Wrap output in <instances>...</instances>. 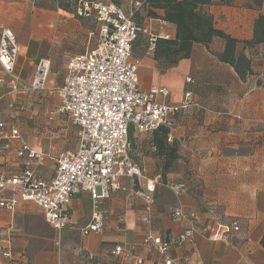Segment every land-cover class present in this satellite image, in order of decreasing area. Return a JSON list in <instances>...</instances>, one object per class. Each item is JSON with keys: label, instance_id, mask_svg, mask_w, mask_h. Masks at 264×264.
<instances>
[{"label": "crops", "instance_id": "obj_1", "mask_svg": "<svg viewBox=\"0 0 264 264\" xmlns=\"http://www.w3.org/2000/svg\"><path fill=\"white\" fill-rule=\"evenodd\" d=\"M214 1L218 3L204 8L213 16L214 27L238 41L252 40L255 22L264 14V0ZM116 3L128 12L132 8L131 0ZM156 15L149 17L142 6L134 16L138 25L149 31L141 32L133 44L132 58L141 62V88H167L171 104L181 103L191 91L200 106L176 118L173 141L167 143L177 146L176 159L158 155L156 133L130 128L132 158L144 170V178L122 181L135 190L155 182L153 225L141 219V200L116 192L102 206L105 228L97 235L83 236L92 211L91 196L81 192L71 203L67 229L58 233L46 223L38 205L18 197L15 214L0 211V230L11 232L14 243L13 258H0V264H117L116 246L125 247L134 256L124 264H137L135 258L142 257V264H155L160 256L146 251L143 240L151 232L165 240L176 239L184 228L172 217L179 207L195 213L199 228L209 230L206 235H196L192 243L172 247L169 253L174 264H264V43L245 51L253 74L245 80L218 59L226 47L219 38L213 39L209 48L195 44L189 58L172 64L156 54V48L150 50L151 35L164 40L177 36L176 27L163 20L164 11L157 10ZM76 18L62 8L39 10L32 0H0V33L10 28L19 39L16 73L22 80L21 90L15 93L0 68V122L6 125L0 130V177L23 170L25 159L17 152L24 144L43 154L36 168L44 180L54 177L60 154L77 149L79 129L68 114L57 112L68 63L88 50V38ZM96 37L90 48L96 45ZM243 47L239 43L238 51ZM41 60L51 65L46 90L30 91ZM167 165L169 171L163 179ZM39 220L53 232L56 245L58 235L63 241L61 259L48 245L32 250L34 242L26 225ZM232 221L241 222L242 232L224 240L222 226ZM83 253L94 261L82 260Z\"/></svg>", "mask_w": 264, "mask_h": 264}, {"label": "built area", "instance_id": "obj_2", "mask_svg": "<svg viewBox=\"0 0 264 264\" xmlns=\"http://www.w3.org/2000/svg\"><path fill=\"white\" fill-rule=\"evenodd\" d=\"M131 3L128 12L115 0H79L76 15L96 20L98 40L90 48L97 36L96 32H91L88 50L68 63L59 89L61 104L57 111L68 114L79 129L77 149L60 154L54 177L44 180L36 168L43 154L24 144L17 152L20 159H25L23 170L13 176L0 177V211L15 214L21 198L38 205L46 223L61 233L68 227L72 201L84 192L91 196L92 217L82 229V235H97L106 226L103 203L113 193L122 192L128 199L133 196L142 201L141 219L153 225L155 182H148L146 190L139 191L122 181L144 178V170L132 158L130 128L134 126L139 133H146L164 127L169 130L168 140L173 141L172 131L178 126L176 118L200 105L191 91L185 93L181 103L171 104L167 101L170 94L167 88L153 86L147 91L141 88V62L132 58L133 44L141 32L148 34L149 31L140 27L134 18L145 3L140 0H131ZM0 36V68L5 71L13 91L19 93L22 82L16 73L19 39L10 28H3ZM157 40V36L151 35L150 50L156 48ZM50 66L49 61L39 62L30 91L46 90ZM5 127V123L0 122V130ZM13 135L18 137L19 132L14 130ZM172 217L184 225L176 239L165 240L151 232L143 240L146 251L159 254L160 259L155 264H174L169 253L172 247H183L192 243L196 235L208 233L209 228H199L195 213H187L179 207ZM222 227V237L228 240L229 234L239 235L243 226L239 221H232ZM13 244L11 232L0 230V258L8 261L13 258ZM57 245H61V241ZM113 254L118 258L117 264L134 258L123 246H116ZM135 259L137 264L144 262L143 257Z\"/></svg>", "mask_w": 264, "mask_h": 264}, {"label": "trees", "instance_id": "obj_3", "mask_svg": "<svg viewBox=\"0 0 264 264\" xmlns=\"http://www.w3.org/2000/svg\"><path fill=\"white\" fill-rule=\"evenodd\" d=\"M67 1L71 3L69 5L74 7V14H76L79 0ZM219 1L221 3L232 4L231 0ZM144 3L149 17H157V10L164 11L163 20L176 27L177 36L175 39H158L156 42V54L162 55L165 57V60H169L172 64H177L181 59H187L191 56L195 44H201L209 48L213 39L219 38L224 41L226 47L224 52L218 55V59L224 63L230 64L234 68L235 73L238 74L239 78L242 80L253 75L251 70V59L248 58L245 51L254 48V46L258 44L264 43V14H260L255 22L253 39L241 42L232 38L225 32L217 30L214 27L213 16L204 11L205 7L217 4V1L145 0ZM61 8L68 11L69 6L67 9L65 5L61 4L59 9ZM239 43L244 45L242 51H238ZM152 133L158 135L156 136L157 139L154 146L158 155L165 156L169 154L171 159H176L177 146L175 144L167 145L169 130L160 127L153 130ZM168 171L169 165L165 166L163 169V179H165ZM138 190H146V187ZM262 243L264 246V239Z\"/></svg>", "mask_w": 264, "mask_h": 264}, {"label": "rangeland", "instance_id": "obj_4", "mask_svg": "<svg viewBox=\"0 0 264 264\" xmlns=\"http://www.w3.org/2000/svg\"><path fill=\"white\" fill-rule=\"evenodd\" d=\"M31 1V0H30ZM35 4V6L37 7V9L39 10H57L59 9V6H61V4L65 5V7L67 8L69 6L68 11H66L68 14L74 15V7H72L70 2L66 1H62V0H32ZM117 2H119V0H115ZM77 17V15H76ZM76 19L81 20V26H82V31L84 34V36H86V38H88V35L91 32H96L98 30V23L96 22L95 19H91V20H86L83 18H79L77 17ZM98 40V35L96 37V41ZM51 67V66H50ZM26 227L29 228V231L32 234V241L34 242V244H32V250H38V247H40V245H45V246H50L51 250L50 251H54L57 253V256H59V258L61 259V251L63 248V241L61 240L60 236L58 235L57 240L61 241V246L56 245V241L53 240L54 239V234L53 232H51V230H48L47 227H45L43 225L42 221H37L34 222L32 224H27ZM81 256V255H80ZM81 259L86 261V262H93L94 260L91 261V258L89 255L86 254H82Z\"/></svg>", "mask_w": 264, "mask_h": 264}]
</instances>
